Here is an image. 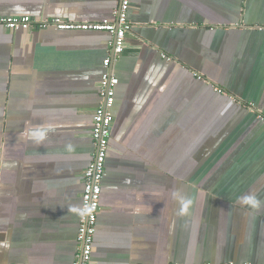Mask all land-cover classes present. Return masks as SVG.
Here are the masks:
<instances>
[{
  "label": "crops",
  "instance_id": "crops-1",
  "mask_svg": "<svg viewBox=\"0 0 264 264\" xmlns=\"http://www.w3.org/2000/svg\"><path fill=\"white\" fill-rule=\"evenodd\" d=\"M120 1L0 0V17L114 21ZM128 20L92 262L264 264V0H130ZM111 39L0 25V264L76 259Z\"/></svg>",
  "mask_w": 264,
  "mask_h": 264
},
{
  "label": "built area",
  "instance_id": "built-area-1",
  "mask_svg": "<svg viewBox=\"0 0 264 264\" xmlns=\"http://www.w3.org/2000/svg\"><path fill=\"white\" fill-rule=\"evenodd\" d=\"M130 0H121L114 10V21L102 20L99 22L68 23L59 19L52 21L35 20L27 14L7 15L0 17V25L9 30L29 29L33 24L46 27L50 24L59 29H86L108 31L112 39L111 52L103 60L104 72L98 83L100 104L95 108L92 116L91 138L94 144V154L88 167L83 171V189L81 193L79 227L77 240L79 250L72 264H94L91 259L96 221L99 210L101 183L105 170V161L109 154V139L113 122L112 107L114 104L115 88L119 82L112 72L111 66L114 59L123 53L126 36L131 31V23L128 20ZM220 91V90H218ZM259 120L264 122V116L258 114ZM17 264V263H16ZM172 264H182L174 262ZM200 264H211L203 262ZM234 264V263H223ZM240 264H252L243 262Z\"/></svg>",
  "mask_w": 264,
  "mask_h": 264
},
{
  "label": "clouds",
  "instance_id": "clouds-1",
  "mask_svg": "<svg viewBox=\"0 0 264 264\" xmlns=\"http://www.w3.org/2000/svg\"><path fill=\"white\" fill-rule=\"evenodd\" d=\"M249 199H252V198H249ZM254 202V201H253Z\"/></svg>",
  "mask_w": 264,
  "mask_h": 264
}]
</instances>
